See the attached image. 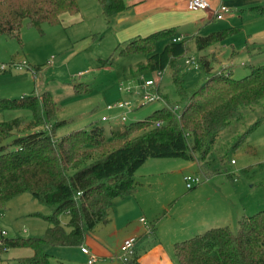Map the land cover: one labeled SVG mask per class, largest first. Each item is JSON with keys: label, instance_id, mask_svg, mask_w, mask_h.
<instances>
[{"label": "trees", "instance_id": "trees-1", "mask_svg": "<svg viewBox=\"0 0 264 264\" xmlns=\"http://www.w3.org/2000/svg\"><path fill=\"white\" fill-rule=\"evenodd\" d=\"M96 1L106 18L126 8L123 0ZM250 9L264 15L262 5ZM77 10L78 0H0V34L18 36L24 21L35 27L55 24L61 14ZM237 31L238 28L230 27L193 38L196 47L202 49ZM171 36V29H159L126 39L115 50L119 49L121 55L144 54V61L137 63L139 69L171 67L179 117L164 104L143 120L124 124L120 130L112 129L109 138L105 137L103 126L94 124L89 130H71L54 143L51 135L63 121L57 120L59 106L50 92L0 97V111L29 112L26 127L31 129L8 141L20 121L16 117L0 120V210L22 192L49 208V213L42 216L48 222L42 236L4 237L0 229V251L18 247L32 250L30 256L15 259L16 264H50L44 245L80 246L97 222L108 220L114 198L135 192L134 172L147 158H196L199 169L209 172L207 157L220 131L264 101V64L251 65L247 74L235 78L232 71H211L209 61L199 58L201 83L194 87L185 85L182 76L177 75L176 59L189 52L187 41H167L159 52L155 51L158 40ZM74 87V91L87 90ZM262 120L264 115L236 143L243 141ZM157 121L161 123L155 125ZM48 124L51 133L44 128ZM134 131L140 132L132 135ZM219 160L211 173L226 172L224 158ZM62 213L68 216L64 225L59 220ZM172 251L176 264H264V208L249 215L242 213L235 232L227 225L210 227L174 242ZM125 264L141 263L134 255Z\"/></svg>", "mask_w": 264, "mask_h": 264}, {"label": "rangeland", "instance_id": "rangeland-1", "mask_svg": "<svg viewBox=\"0 0 264 264\" xmlns=\"http://www.w3.org/2000/svg\"><path fill=\"white\" fill-rule=\"evenodd\" d=\"M78 1V10L74 13L65 12L66 15L62 16L58 23H42L39 27H35L24 21L18 36L0 34L1 62L24 60L30 67L37 68L35 74L28 70L13 68L0 71V82L3 85L0 97L19 98L48 91L59 106L57 120L63 121L53 133L56 138L77 128L89 130L92 124L104 126L105 136L110 137L107 126L111 121L101 120L102 115L110 114L104 109L107 103L117 99H128L133 106L125 121L118 118L115 120L117 124L113 126L114 130L122 129L124 124L143 120L152 111L164 105L160 100L145 102L141 98L145 90L144 81L153 79L158 70L139 69L137 63L145 59L142 53L119 54V49L115 50L119 43L118 24L115 20L106 18L101 13L100 5L96 0ZM223 5L229 8L231 13L238 12L242 18L238 23L248 24L250 31L264 28V25L257 21H246V13L250 7L246 1L225 2ZM79 15L83 16V20H79ZM243 40L240 34L226 39L228 43L231 41L236 49L232 59V64L235 63L233 66L235 78L247 74L251 65L264 64V50L258 52L252 45L249 46L252 48L248 51L242 44ZM165 41L161 39L155 43L156 52L162 49ZM121 47L119 45V48ZM249 52L254 53L249 54ZM228 55L223 57L220 55V59L228 62ZM189 58L192 59V63L198 62L199 59V53L194 49L193 44H190V50L186 55L176 59L179 67L177 75L182 76L185 85L194 87L201 83L203 75L198 67L185 64V59ZM241 62L244 65H240ZM211 64L214 70L219 67V63L216 64L214 61ZM230 67L232 66L218 71L228 72ZM80 71L84 73L78 75ZM161 72L162 76L157 85L158 93L170 110L174 107L179 108L178 96L171 78L172 69L167 65ZM73 87L75 90L82 88L87 90L74 91ZM175 111L178 112V109L176 108ZM261 115H264V101L255 104L242 119L231 121L220 131L207 157L209 172L197 168L196 158L149 160L148 163L159 161L161 163L159 168L175 167V171L153 176L157 186L149 188L145 183L141 193L147 202L146 208L142 211H133L129 217L130 221L143 217L146 223L155 227L135 243L142 264H176L172 251L173 243L204 231L201 227L192 233V230H196V223L189 219L191 216L189 208L192 206L194 208L205 206L206 212H209L210 206L213 211H218V207H224L230 213L239 209L246 215L264 208V120L247 133L243 141L236 143L238 137ZM15 117L20 124L13 130L8 141L31 130L26 127L30 120L27 110L0 111V120ZM139 132L134 131L132 135ZM221 156L224 158L226 172L211 173L213 167L220 163ZM231 159L234 160L233 163L230 162ZM155 167L156 165L153 164L152 169ZM181 167L184 169L180 171ZM186 173L197 174L203 181L196 187L187 189L183 180ZM160 181L170 183L169 195L162 187H158ZM153 189L157 192L154 194L157 203L150 199ZM48 213L49 208L45 204L33 198L28 192H22L10 198L5 208L0 210V229L4 237L42 236L48 226V222L42 216ZM114 215L110 213L109 220L105 224H98V233L101 229L102 231L105 229V231L109 230L107 233L110 234L114 223L118 228L121 227L123 215L115 217ZM59 220L64 225L68 220L67 214H60ZM236 227V223H231L232 231L235 232ZM43 248L50 254L51 259L65 251L49 245H44ZM10 251L12 252L13 249ZM9 254L4 250L0 251V264H16L12 259H8Z\"/></svg>", "mask_w": 264, "mask_h": 264}, {"label": "crops", "instance_id": "crops-1", "mask_svg": "<svg viewBox=\"0 0 264 264\" xmlns=\"http://www.w3.org/2000/svg\"><path fill=\"white\" fill-rule=\"evenodd\" d=\"M123 1L126 8L109 17L114 19L115 22L118 24L117 35L119 43L136 35L143 36L159 29H171L173 31V36L180 35L183 37V40L187 41L189 50L190 44H193L194 49L199 53V58H204L209 61L211 71H218L219 69H223L227 66H232L228 70H231L233 73L235 71L233 67L235 66V63L232 64V59L236 53V49L231 41H229L230 43L226 41L227 38L240 34L242 38H244V42L242 44H244V48H246L248 51H250V48H252L249 46L252 45L257 48L258 52L264 50V28L259 30L258 28H255L254 31H250L248 28V24L238 23V20L241 21L242 19L238 12L237 14H234L229 11L228 13L224 14L221 19H217L213 15V11L218 7V5L223 4L225 2L237 3L241 0H209L208 9L197 11L188 10L186 7V0ZM244 1H246V3L250 5V7L255 5L264 6V0ZM250 7L246 13V21H257L258 23H262V25H264V15L252 11ZM78 12L80 14V9ZM65 15L66 13L61 14L60 18ZM79 16V20H83V16ZM230 27L238 28V31L235 34H232L220 41H217L212 45L203 47L202 49H198L196 47V43L193 38L194 36H205L213 31ZM171 37L165 38V43L167 41H170ZM250 53L253 54L254 52H249V54ZM220 55H222V57L224 55H228L227 59L229 61L227 62V60H221ZM212 61H214V63L216 64L219 63V67L216 68V70H214V67L211 64ZM240 65H244V63L241 62ZM1 86L3 85L0 82V91L3 89V87ZM104 109L106 112L110 113L106 115H111L112 111H108L105 107ZM115 120L116 119H111L107 121H111L107 126L110 134L111 130L113 129V126L117 124V121ZM150 159L151 158H147L143 162V164L140 165L134 172L133 176L135 180V185H137L135 192L126 197H116L113 200L112 206L108 211V220L110 213L113 215L115 214L114 217L120 214L123 215L121 227L118 228L114 223L110 234L107 233V231L109 230L105 231V229L104 231H102L101 229L99 231L100 233H98V224H105L106 222H97L94 227L88 232V234L84 237V240L80 246L56 247L62 248L65 251L63 254H60L56 258L51 259L50 256V264H120L119 262L112 260L111 256L118 252L119 244L121 243L122 239L130 235H137V239H139L143 235L148 234L144 231L143 224L139 221L140 218L135 221L129 220V217L131 216L133 211H142L146 208L147 202L142 196L141 189L145 187V183L149 186V188H151L152 186H157V181H155L156 179L153 178V176H157L158 174H161L163 172L175 171V167L159 168V166L161 165L159 161H151V163H148ZM153 164L156 165L154 169H152ZM197 168H199L198 162ZM183 169L184 168L181 167L180 171ZM158 184V187H162L164 192L168 193V195L170 194L169 189L171 188V185L168 181H160ZM151 192L153 193V195L150 199L157 203L156 195H154L157 193L156 190L154 191L153 189ZM218 208V211H213L210 206L209 212H206L205 206L203 208H194L193 206L190 207L189 210L191 216H189V219L193 223H196V230H192V233H194V231H198L199 229H201V227L202 229L206 230L214 226L227 225L230 227L231 223L233 222L237 225V220L242 214V211H240L239 209H235L232 213H230L224 207ZM150 225L152 227L151 231H153L155 227H153V224ZM82 247H86L89 252H84L81 249ZM12 249L13 251L11 252L10 250ZM4 251L10 253L8 259H12L13 261H15V259L17 258L30 256L32 254V250L27 247L8 248ZM134 251V255L137 257L138 262L141 263L139 261L137 249L135 248V246ZM89 253L97 255L99 258L92 263H87Z\"/></svg>", "mask_w": 264, "mask_h": 264}, {"label": "built area", "instance_id": "built-area-1", "mask_svg": "<svg viewBox=\"0 0 264 264\" xmlns=\"http://www.w3.org/2000/svg\"><path fill=\"white\" fill-rule=\"evenodd\" d=\"M186 7L188 10L191 11H197V10H206L209 8V0H186ZM230 11L229 8L224 6L223 4L218 5V7L213 11V15L217 19H221L224 14L228 13ZM183 40V37L180 35L172 36L170 41L171 42H180ZM185 64H193L195 67H198L197 61L192 63V59H185ZM13 69H19V70H28L31 73L35 74L37 72V68L30 67L26 61H18V62H10V63H4L0 61V71H6ZM217 73L221 71H216ZM84 72L80 71L78 72V75H82ZM162 76L161 70L157 71L156 76L153 79H146L144 81L143 88L145 89L144 92L141 95V98L145 100V102H151V101H162L163 104L166 105L163 98L158 93V82L160 81ZM156 86V87H152ZM154 92H151V91ZM132 104L128 99H117L114 102L107 103L105 105V108L108 111H112L113 114L111 115H102L101 120L108 121L111 119H120L121 121H125L127 119V114L132 111ZM177 107H174L171 109L172 112L176 114L177 117H179V113L175 111ZM161 122L157 121L155 125H159ZM50 124L45 125L44 128L51 133ZM51 140L55 143L58 138H56L53 134L51 135ZM231 163L234 162L233 159L230 160ZM183 180L185 183V187L187 189H191L194 186H197L200 184L203 179L201 176L197 174H185L183 176ZM79 194V193H78ZM139 221L143 224L144 231L149 233L152 229L151 225L149 223H146V220L141 217ZM1 234L3 235V231L1 230ZM137 237L135 235H130L122 239L121 243L119 244L118 252L116 254H113L111 256V259L114 261H117L121 264H125L129 259H131L134 254V246L136 242ZM84 252H89L86 247L81 248ZM99 257L95 254L89 253L87 263H92L96 261Z\"/></svg>", "mask_w": 264, "mask_h": 264}]
</instances>
